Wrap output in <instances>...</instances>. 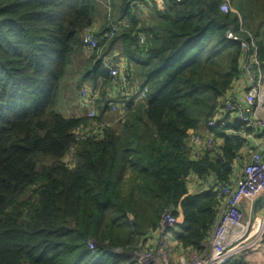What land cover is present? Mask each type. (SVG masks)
Here are the masks:
<instances>
[{"label": "trees", "instance_id": "1", "mask_svg": "<svg viewBox=\"0 0 264 264\" xmlns=\"http://www.w3.org/2000/svg\"><path fill=\"white\" fill-rule=\"evenodd\" d=\"M120 1L117 17L106 16L92 35L97 48L87 60L109 97L106 55H97L121 45L127 85L120 94L131 96L113 125L100 113L65 118L57 107L99 0H0V264H143L137 252L162 250L149 237L165 213L177 222L163 231L201 254L222 204L219 188L253 149L248 137L258 131L223 112L248 57L226 36L251 37L253 69L262 72L264 0H228L234 11L227 14L223 0H160L161 10L154 0ZM135 6L148 9L150 24L137 19ZM113 24L119 29L110 34ZM201 127L220 145L197 156L190 139ZM38 155L52 164L38 169Z\"/></svg>", "mask_w": 264, "mask_h": 264}, {"label": "built area", "instance_id": "2", "mask_svg": "<svg viewBox=\"0 0 264 264\" xmlns=\"http://www.w3.org/2000/svg\"><path fill=\"white\" fill-rule=\"evenodd\" d=\"M220 11L223 14L233 12L228 0H223ZM118 29L112 26L110 34L115 33ZM226 38L232 42H239L242 50L248 53L243 68L245 77L249 80L250 88L245 96L244 103L237 101L232 93L228 94L223 103V112L256 129L263 139V144L255 147V150L250 152L248 160L243 162L235 180L219 188L222 204L208 236L206 250L201 254H192L188 263L181 262V264H228L232 259L243 255L247 251L249 255L256 253L258 258L263 259L264 264V245L262 244L264 212L260 221L252 217L254 203L264 198V117H258V114L264 108V94L261 93L264 88L261 90L262 81L260 76L264 70L262 72L258 70L256 73L253 69V65H257V54L255 43L251 37H249V42H242L236 35L229 32ZM138 39L139 44L142 45L144 43L142 35H139ZM84 41H88L92 47L97 46V41L93 39L92 34L87 36ZM103 64L112 78V85L119 88V92L125 90L127 85L126 68L123 65L113 63L109 59L104 61ZM146 92L147 89L141 92L139 97L144 98ZM94 98V100H90L88 118L97 115V96H94ZM190 144L194 147L197 156L204 154L206 151L212 152L215 147L214 139L211 136H203L198 133L192 136ZM243 203L248 204L249 216L242 211L241 206ZM162 220V226L168 228H173L177 222L176 218L169 213H165ZM88 245L90 249L95 248L93 244L89 243ZM159 258L166 260V252L150 250L144 255L146 264H158Z\"/></svg>", "mask_w": 264, "mask_h": 264}, {"label": "rangeland", "instance_id": "3", "mask_svg": "<svg viewBox=\"0 0 264 264\" xmlns=\"http://www.w3.org/2000/svg\"><path fill=\"white\" fill-rule=\"evenodd\" d=\"M110 1V3H109ZM120 0H115L114 3H111V0H99L98 2V10H97V6H96V10H97V14L95 16V25L94 27L89 31L88 35H92L99 31L100 28L104 25V21H106L105 17L109 16V14H112L110 19H113V16H115V18L117 17V10L120 7ZM228 4L230 5L231 9L233 10V6L228 2ZM234 11V10H233ZM112 26H114L116 29H118V26L113 24L109 27L110 32H111V28ZM99 28V29H98ZM94 29V30H93ZM88 33V32H87ZM84 40V39H83ZM89 40V38H88ZM85 44V48L83 50H80V52H75L74 53V58L72 59L71 63L68 65L67 69H66V73L65 76L63 77L61 83H60V88H59V98H58V105L57 107L61 109L62 114L64 113V111H68L70 110L71 106H74L75 104H80V102L83 103V101H86V104H84V108L81 107L84 110V114L83 116L88 118L89 112H90V100H94V96H97V91H99L98 96H97V100H96V109H97V115L100 113L101 117L99 119H101L100 121H105L106 123L109 124H113L116 125L126 114L125 109L127 108V103L125 102V100L122 101V99H120L116 93L115 95H113V97L116 96V98H113L111 96V98H105L106 96L104 95V93H102V87L101 85L99 86L100 82H97V85L94 83L93 81V69L91 67V63H89L87 60H89L91 57V53L97 48V46L92 47L91 44H89V42H85L83 41ZM120 44H117L115 46H113L111 48V50L107 51V50H102V52L98 53V50H96L95 52L98 53V57L101 56V58L103 56L106 55V57L104 58V61H108V59L110 61H112L113 63H117L119 62V59L123 57L122 54V48L119 46ZM113 55V56H112ZM97 57V58H98ZM261 76V90L264 88V72H262L260 74ZM101 87V88H100ZM117 88V87H116ZM119 90V88H117ZM262 94H264V90L261 91ZM101 97V98H100ZM100 98V101H99ZM103 99V100H102ZM99 101V104H98ZM108 101H112L110 106V112L108 113H103V106L108 102ZM137 102V101H136ZM114 104L116 106H114ZM98 106H100L98 108ZM96 115V116H97ZM64 116V114H63ZM258 117L263 118L264 117V110L260 111V113L258 114ZM112 125V126H113ZM98 126H101V124L99 123ZM87 130H89V128L86 127ZM82 131H85V129H83ZM199 133V132H198ZM201 134V133H199ZM202 135V134H201ZM72 154L69 153L66 155L64 161L68 164H70V162H72ZM52 164V159L44 157V156H37V167L38 169H41V167L43 166H49ZM261 219V218H260ZM259 219V221H260ZM160 248L162 250H167V246H160ZM146 252H137L138 255H140V257L138 258L143 264H146V261L144 259V255ZM243 255H245L244 257H248V251L245 252ZM163 259L159 258L158 259V264H163L161 261Z\"/></svg>", "mask_w": 264, "mask_h": 264}, {"label": "crops", "instance_id": "4", "mask_svg": "<svg viewBox=\"0 0 264 264\" xmlns=\"http://www.w3.org/2000/svg\"><path fill=\"white\" fill-rule=\"evenodd\" d=\"M154 1L157 4V8L161 10L162 9L161 1L160 0H154ZM148 4H149L148 6H150L151 2H148ZM133 11H134V14H136L137 19L142 24L143 23L150 24L152 22V19L150 20L149 15H147L148 9L145 8L144 6H135ZM95 22H96V20L94 21L93 27L95 25ZM87 36H90V35H88V33L86 32L84 34V36H83V39L85 40V38ZM119 46L121 47V45H119ZM117 64L123 65L124 67H126L125 58H123V57L120 58L119 62H117ZM133 73H134V71H133ZM100 85H101V82H100L99 86ZM136 85L139 86V83H136ZM137 86L131 87V89H129V92H134L135 93L136 91H138L139 88H137ZM249 88H250L249 80L247 79V77H244L239 83L235 84V86H234V88H233L231 93L233 95H235V99H237V101H239L240 103H244V99H245V96H246ZM107 92H108L109 98H111V96L113 97V95L118 93L117 96L120 99H122V101L123 100H127L128 97L131 96V93H129V94H120L118 89L115 86H113L112 83L110 84V86H108ZM107 98H108V96L106 95V99ZM113 98H116V96L113 97ZM113 98H111V99H113ZM84 104H86V101H83V103L80 102V104H75L74 106H71L70 110L64 111V113H63L64 117L65 118L84 117L83 116L84 110L81 108V107L84 106ZM111 106H113V105H111ZM263 110H264V108H263ZM232 118H234V117H232ZM198 132L201 133L203 136L207 135L206 134V129L203 128V127H201L198 130ZM209 136H211V135L209 134ZM260 136L261 135L258 132L256 136H249L248 137L250 146L253 148L252 150H255V147H259L260 145L263 144V139ZM214 142H215V147H218L220 145V141L219 140H217V141L215 140ZM249 154L250 153H248V154L246 153V155L248 157H247V159L245 161L248 160ZM239 170L237 169V171H235V174H234L235 178L238 176ZM194 180H195V178H194ZM195 187H196V185L193 188H195ZM241 208H242V211L244 212V214H246L247 216L250 215L247 203L246 204L243 203ZM263 212H264V198H262L259 201H256L254 203L253 211H252V217L255 220H259L262 217ZM163 229L164 230L165 229H171L172 230L173 228H168V227L162 226L161 231L156 232L155 234H153L152 236L149 237V238H152L151 244H150V246L152 248H155L154 246L156 245L157 242H158L157 245L159 246L158 248H160V246H167L168 247L167 250H165V252L167 254V258H166V260H162L161 262L163 264H181V262H187L188 263L190 261V256L192 254H194V253L181 249L177 245V239L175 238V235L173 233H170V232H169L170 233L169 234L168 232L163 231ZM146 245H149V243L147 242ZM162 251H164V250H162ZM242 256H243V259L245 261V264H263V259L262 258H258L256 253L248 255V257H244L245 255H242Z\"/></svg>", "mask_w": 264, "mask_h": 264}]
</instances>
